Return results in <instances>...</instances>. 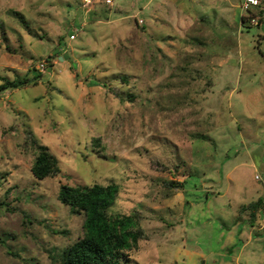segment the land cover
Returning <instances> with one entry per match:
<instances>
[{
    "label": "rangeland",
    "instance_id": "rangeland-1",
    "mask_svg": "<svg viewBox=\"0 0 264 264\" xmlns=\"http://www.w3.org/2000/svg\"><path fill=\"white\" fill-rule=\"evenodd\" d=\"M93 1L0 0V85L27 83L0 91V264H57L84 222L59 187L112 183L144 233L128 264H264V206L241 211L264 200V19ZM33 142L57 177L33 178Z\"/></svg>",
    "mask_w": 264,
    "mask_h": 264
},
{
    "label": "trees",
    "instance_id": "trees-1",
    "mask_svg": "<svg viewBox=\"0 0 264 264\" xmlns=\"http://www.w3.org/2000/svg\"><path fill=\"white\" fill-rule=\"evenodd\" d=\"M262 10L258 22L264 19V0H261ZM251 16H242L241 23L247 24ZM39 77L37 75L35 78ZM0 91L8 88H21L26 81L2 79ZM96 146L99 139H95ZM34 156L30 168L33 178L45 180L55 178L60 174L57 158L47 147L33 142ZM172 184V183H171ZM118 194L116 184L92 186L61 185L57 200L68 207L72 214H83V235L69 245L57 259V264H128L130 254L138 249V244L144 238L140 227V217L137 212L129 215L108 214L114 205ZM264 200L259 198L241 208L249 215L252 223L262 210Z\"/></svg>",
    "mask_w": 264,
    "mask_h": 264
},
{
    "label": "built area",
    "instance_id": "built-area-1",
    "mask_svg": "<svg viewBox=\"0 0 264 264\" xmlns=\"http://www.w3.org/2000/svg\"><path fill=\"white\" fill-rule=\"evenodd\" d=\"M106 4H111L112 0H105ZM94 4L93 0H82V8L86 10H90ZM262 6L261 0H240V9L243 12V16H251L249 23L251 26H255L258 23V17L252 14L253 9L259 8ZM71 39L74 38L73 35L70 36ZM44 66L41 65V69L43 70Z\"/></svg>",
    "mask_w": 264,
    "mask_h": 264
},
{
    "label": "crops",
    "instance_id": "crops-1",
    "mask_svg": "<svg viewBox=\"0 0 264 264\" xmlns=\"http://www.w3.org/2000/svg\"><path fill=\"white\" fill-rule=\"evenodd\" d=\"M226 1H228V0H226ZM112 3H113V0H112ZM112 3H111L110 5H112ZM104 4H106V3H105V0H104ZM106 6H109V5L106 4ZM88 11H89V10H88ZM242 16H243V15H242ZM242 16H241V17H242Z\"/></svg>",
    "mask_w": 264,
    "mask_h": 264
}]
</instances>
